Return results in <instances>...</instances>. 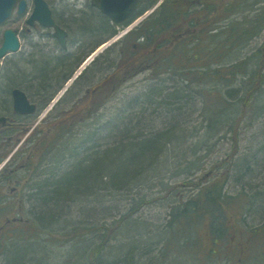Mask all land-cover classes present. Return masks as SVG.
Masks as SVG:
<instances>
[{
  "label": "trees",
  "instance_id": "16d2710c",
  "mask_svg": "<svg viewBox=\"0 0 264 264\" xmlns=\"http://www.w3.org/2000/svg\"><path fill=\"white\" fill-rule=\"evenodd\" d=\"M156 1L145 0V9ZM239 5H242L240 0H164L155 13L134 28L133 49L137 62L133 63L134 69L151 71L156 77L163 71H170L168 69L174 70L176 72H170L181 77L179 87L176 86L181 92L156 80L145 100L139 103L137 111L130 115L121 112L115 122L110 121L112 126L109 129L103 130L107 128V123L99 124L95 131L82 138L83 141L66 146L65 150H69L71 155L68 157L74 160L68 162L67 169L61 170L62 173H54L52 178L42 181L44 183L35 194L44 213L54 212L61 203L75 200L78 196L95 194L99 197V190L121 191L158 180L165 190L168 187L169 196L175 197L176 205L172 202L167 222L174 232L172 238H183L178 230L189 228L194 233L199 224H208L206 235H210L213 244L209 247L208 241L207 254L217 253L222 246H226V253L239 258L248 256L247 260H264V216L259 224L249 223L246 216L247 210L254 214L250 204L252 198H257L258 192L251 197L246 190L230 193L228 189L230 173L235 165L232 160L237 152L233 144L239 133L241 102L249 105L264 86V43L245 57L238 56L264 30V5L254 16L235 17L237 20L226 22L225 18L238 13ZM82 18L96 27L105 25V17L100 14H83ZM80 35L83 38L90 36L87 31ZM143 36L145 40H139ZM122 63L123 60L118 68L121 66L125 73L126 62ZM40 66L42 63L38 62L34 69L38 76ZM11 74H7L8 82H14L16 76L24 80L27 77L21 76L20 71ZM122 80L118 79V85ZM45 81L47 79L42 78L39 82L44 84ZM195 81L201 86L195 87ZM208 81L209 88L203 86ZM240 83H243L241 87L235 86ZM190 89H195L199 101L207 105L201 124L205 136L197 139L189 138L180 126V118L187 113L189 106L184 94ZM263 109L264 104L257 107V111ZM157 119H161L165 126L153 127ZM198 131L199 128L194 126L189 134L197 135ZM229 133L233 138L231 159L227 163L230 154H226L212 162L209 168L205 153H212L219 138ZM52 139L53 136V144L49 146L55 147L60 140ZM39 142L40 138L37 147L40 151L46 142ZM237 164L244 169L248 166L244 172L240 171V177L253 173L254 164L249 158ZM206 170L209 173L204 174ZM197 173L203 174L198 176ZM173 179L179 182H171ZM183 185L191 188L190 194L186 195L184 190L173 191L174 187ZM104 196L101 193V197ZM258 198L257 202L261 201L264 207V192H259ZM1 214L0 210V221ZM42 217L47 218L45 215L39 218ZM49 217L52 220L53 216ZM20 223L25 225L27 221ZM32 225L30 230H36L37 227ZM189 234L191 236L183 238L185 243H200L202 237L199 234ZM21 235L27 238L24 233ZM12 238L15 239V236ZM257 241L262 245L249 251L241 247V244L249 245ZM5 246L0 239V255L8 251ZM92 253V263H105L100 247L90 249L89 257ZM17 257L16 254L10 256V262L20 264L25 255L19 260Z\"/></svg>",
  "mask_w": 264,
  "mask_h": 264
},
{
  "label": "rangeland",
  "instance_id": "374dc122",
  "mask_svg": "<svg viewBox=\"0 0 264 264\" xmlns=\"http://www.w3.org/2000/svg\"><path fill=\"white\" fill-rule=\"evenodd\" d=\"M48 1L56 4V8H75L90 0ZM163 1L157 0L151 6L148 11L150 15L159 9ZM240 2L242 5L238 6L240 7L239 10L236 8L238 13L225 18L226 22L237 20L235 17L242 19L246 15L254 16L258 9L264 5V0H240ZM33 4L34 0H29L27 14L18 15L15 11L9 20L0 25V46L3 42L4 31L13 28L18 30L21 42L26 43L23 50L27 48L29 38H27L28 32H26V19L32 11ZM59 4H62V6H59ZM156 6L158 7L155 11H152ZM263 43L264 30L260 35L255 36L249 45L239 52L238 56L245 57ZM189 44H192V42ZM13 55L10 54L8 57L11 58ZM104 56L113 60L117 59L118 65L121 63L119 46H113L110 52L103 54L97 60L93 69L89 70L85 77H82L84 79L82 81L86 82L89 75L92 79L93 74L96 76L101 74L104 69L102 63ZM124 61L125 56L123 55V63ZM114 65L113 63L112 67ZM168 70L176 72L171 69ZM170 71H163L159 77H156L153 76L151 71L143 69L134 76L124 79L122 84L118 85L115 94L109 97L106 104L104 103L105 105H101L97 109L94 116H92V121L86 119L85 122L69 121L65 125H56V128L52 131V136L53 140L57 138L60 142L56 143L55 147L49 146L53 144V141H50L45 144L44 149L39 151L35 144L28 143V151L26 148L27 152H23L21 149L25 144L23 139L26 134H23L22 139H19L20 132L15 134L16 137L11 140V144L15 143V145L12 148V145L10 146L11 149L8 153H6L8 147L4 150L6 155L0 160V166L13 158L11 162L16 165L14 167L20 168L19 173L22 174V178L29 179V184L24 187L25 191L22 193L24 197L21 201L7 200L0 204V210L2 211L1 224L8 216L11 219L14 216L24 217V219L30 221L28 220L25 225L17 223L1 230L0 239L4 245L6 244L4 249L8 251L0 255V264H13L10 262V256L15 254L18 256V260L25 255L20 264H94L91 262V260L93 261V253L89 257V250H95L97 247L101 248L104 264H264L262 259L247 260L248 256H243L242 259L230 252L226 253L224 251L226 246H222V250L217 253L207 254L208 241L209 247L213 244L210 235H206L209 232L208 224H199L194 233L193 230H188L189 228L178 230L182 233L184 239L188 235L191 236L189 233L199 234L202 239L198 244L193 242L187 244L182 237L172 238L174 232L170 230L167 222L172 202H174V206L176 205L175 197L169 196L170 191L167 193L168 187L165 190L158 180L148 184H137L136 187L132 186L121 191L99 190V197H96L95 194L89 197L78 196L75 200L70 199L61 203L60 207L54 212H50V210L44 213L39 207L40 203L37 201L35 194L38 193L37 189L39 190V187L44 183L42 181L52 178L54 173H62L61 170L67 169L68 162L72 159L68 157L71 156L68 154L70 151L65 150V147L75 145V141H83L82 138L92 130L95 131L99 124L107 123V128L103 130L109 129L112 126L110 121L115 122L119 113L123 112L130 115L131 112L137 111L140 108L139 103L145 100L148 90L151 85L155 84L156 80L171 88L175 87V90L181 92L180 89H176L181 77ZM242 85L243 83H240L235 86L241 87ZM194 86L200 87L201 83L195 81ZM203 86L209 88V81L203 83ZM261 90L250 100L249 105L241 102V114L238 118L240 120L239 133L237 141L233 144L234 150L237 151L234 160H232L235 165L231 170L228 185L230 193L246 190L252 197L258 192L257 198H252V204H250L254 214L249 210L246 213L247 220L251 224H259L264 216L263 204H261V201L257 202L259 192H264V109L257 111V107L264 104V86ZM184 96L187 97L189 106L186 109L187 113H184V116L182 114L180 118L181 131L184 130V133H187L191 139L203 137L205 136V129L201 127V124L204 121L202 116L205 114L204 108L207 105L199 101V95H197L195 89H190ZM77 98L78 94L75 92L57 101L52 109L54 116L51 124L48 123L47 125L58 123L62 118L61 115L66 113L67 109L74 107ZM229 98L233 100L231 96ZM162 126L164 127L165 124L161 119H157L153 124V127ZM194 126L199 128L198 134L190 135L189 133ZM43 127L44 130L42 131ZM45 128V123L38 122L36 140L39 141V138L44 135ZM41 133L42 136L40 137ZM105 133V131L102 132V134ZM223 135H225V131ZM232 142L233 138L229 133L227 136L219 138L212 153H205L209 168L212 162L219 160L226 154L228 156L230 154L229 158L227 157V163L229 162L233 152ZM30 147L35 149L33 153H30L33 150L30 151ZM63 154H65L64 158L58 162ZM248 158L254 164L253 173L242 178L239 173L248 169V166L244 169L241 166L239 167L237 163ZM257 160L260 161L257 162ZM23 164L27 166L24 167ZM55 170L58 171L55 172ZM203 173H197V175L200 176ZM207 173H209V170H206L204 174ZM167 175H170V173ZM179 178L182 179L183 177ZM171 182L176 183L179 181L173 179ZM178 190H184L187 192L186 195L191 193V188L186 185L177 186L173 189L174 192ZM101 193L105 196L101 197ZM41 215H45L47 218H39ZM49 215L53 216L52 220ZM30 223L33 224V227H37L36 230H30ZM29 232L33 235L31 236ZM22 233L27 238L20 237ZM14 236L15 239L12 238ZM261 245L262 243L257 241L249 245L241 244V247L247 251ZM132 253L133 255H131Z\"/></svg>",
  "mask_w": 264,
  "mask_h": 264
},
{
  "label": "flooded vegetation",
  "instance_id": "af4514ba",
  "mask_svg": "<svg viewBox=\"0 0 264 264\" xmlns=\"http://www.w3.org/2000/svg\"><path fill=\"white\" fill-rule=\"evenodd\" d=\"M144 1L142 0L135 13L122 23H116L91 1L82 3L75 8H56V4L48 1L54 20L62 32L57 34L56 26H46L39 21H35L26 27L27 38H29L27 48L23 50L26 43L21 42L20 49L12 53L14 55L11 58L6 56L0 63V160L15 145V143L11 144V140L16 137L15 134L18 132H20L19 139H22L23 134H26L23 139L25 144L21 149L23 152L26 151V148L28 151L29 144H35L36 148L39 146L38 139L36 140L37 130L40 129H37L38 122L46 124L44 135L40 134V137L42 136L40 142L45 140V144H48L56 125L67 124L69 121L85 122L86 119L92 121V116H94L97 109L101 105H105L109 97L115 94L118 88V79H127L140 70H135L133 65L135 61L133 30L149 16L147 13L148 8L145 9L144 7ZM59 6H62V4H59ZM83 14H100L105 17L103 20L105 25L101 27L93 26V24L84 21ZM85 31L90 34L88 38H83L80 35ZM110 39L114 40L100 50L83 67L78 76L70 82L73 75L83 66L88 57ZM139 40L144 41L145 37L143 36ZM113 46H119L121 51L120 61L123 60V55L125 56L124 62H126L125 66L127 68L125 73L121 70V66L118 68L117 59L113 60L104 56L102 60L104 69L101 74L99 76L93 74L92 79L89 75L86 82L82 81L84 80L82 77H85L86 73L93 69L97 60L103 54L110 52ZM38 62L42 63L39 76L38 73L34 72ZM113 63L115 64L114 67H112ZM16 71H20L21 76H27L25 80L16 76L14 82H8L7 74ZM42 78L47 79L44 84L39 82ZM63 89V93L56 99V102L66 95L76 92L78 94L76 103L74 107L67 109L66 113L61 115L62 118L58 123L47 125L48 123L51 124L54 116L52 109L55 104L51 105V101L55 100L56 95ZM16 90L26 95L30 101L29 105L24 104V101L18 98L21 103L17 109L15 105ZM32 105L33 108L30 109ZM6 148L7 152L5 153ZM32 149L30 147V151ZM34 150L29 152L33 153ZM11 160L0 166L1 203L7 200L21 201L24 197L22 194L25 191L24 187L29 184V179L22 178V174L19 173L20 168L14 167L16 165ZM23 166L26 167L27 165L23 164ZM5 176L9 177L4 178ZM5 186L8 188L7 191ZM8 217L2 224L0 221V230L7 229V226L9 228L21 221H28L24 217L14 216L12 219Z\"/></svg>",
  "mask_w": 264,
  "mask_h": 264
},
{
  "label": "water",
  "instance_id": "95a60500",
  "mask_svg": "<svg viewBox=\"0 0 264 264\" xmlns=\"http://www.w3.org/2000/svg\"><path fill=\"white\" fill-rule=\"evenodd\" d=\"M105 13L110 15L115 21L122 22L130 18L140 5V0H93ZM28 6L27 0H0V24L4 23L9 17L12 16L14 10L17 8L19 14L26 11ZM36 20L46 26H56L57 34L62 30L57 26L54 18L52 17L51 9L46 0H35L33 13L30 15L27 22L33 24ZM20 46L17 31L8 28L4 32V40L0 46V59L4 57L9 51H16ZM16 107L18 109L21 103V98L24 104L29 105L26 95L16 90ZM33 108L30 107V109Z\"/></svg>",
  "mask_w": 264,
  "mask_h": 264
},
{
  "label": "bare ground",
  "instance_id": "6f19581e",
  "mask_svg": "<svg viewBox=\"0 0 264 264\" xmlns=\"http://www.w3.org/2000/svg\"><path fill=\"white\" fill-rule=\"evenodd\" d=\"M103 47H104V46H103ZM103 47H102V48H103ZM102 48H101V49H102Z\"/></svg>",
  "mask_w": 264,
  "mask_h": 264
}]
</instances>
